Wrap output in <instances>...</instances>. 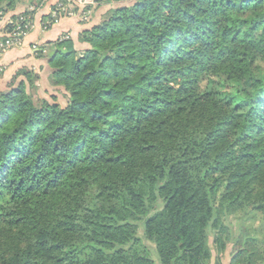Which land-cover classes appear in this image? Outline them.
<instances>
[{"label": "trees", "instance_id": "trees-1", "mask_svg": "<svg viewBox=\"0 0 264 264\" xmlns=\"http://www.w3.org/2000/svg\"><path fill=\"white\" fill-rule=\"evenodd\" d=\"M79 40L37 51L64 105L29 67L0 92V264H213L211 236L264 264V0H136Z\"/></svg>", "mask_w": 264, "mask_h": 264}, {"label": "rangeland", "instance_id": "rangeland-1", "mask_svg": "<svg viewBox=\"0 0 264 264\" xmlns=\"http://www.w3.org/2000/svg\"><path fill=\"white\" fill-rule=\"evenodd\" d=\"M23 1L26 5V8L36 9L40 7L41 10L44 9L47 3L49 2V6H48L49 8L47 9L46 12H41L43 14L41 15L38 21H34L33 14L29 16L31 18V20L29 19L31 26H30V29L27 31V34L23 38V43H24L25 37L33 29V22L40 23L42 30L47 31L52 26L59 24L61 20L69 18L79 28L78 30L79 32L77 31V34L73 36L71 33L72 30L71 31L69 30V32H63L58 39L59 40L72 39L73 37L76 40L77 42L76 44L78 45V47L83 50L84 47L87 46V44L80 42L79 35L85 28L92 27L93 25L101 21L105 16L109 15L114 8L121 6V5H131L136 0H108L106 2H93L92 4L91 3L87 4L85 2H82L81 0H72L70 3L66 4L65 6L62 5V3L64 2L62 0H44L39 5L36 3L37 2L36 0H23ZM45 2L46 4H44ZM21 6L22 5L19 4L17 5V7L11 8L10 10L19 9L20 11H22ZM2 12L4 11H0V15L2 14ZM14 21L16 20H13L10 18L7 20L6 25ZM10 33L11 31H8L5 29V32H3V34L0 35V41H3L4 37L8 36ZM23 43L19 46H22ZM51 46L53 50L57 48L54 44H52ZM14 47H18V46H13L9 48L8 50ZM34 47L36 48L38 46L35 45ZM5 52H4V48L0 49V54H3ZM23 67H29L40 74V79L38 80V84L40 86V89H39L40 95L42 94L45 96L46 95L50 96L51 93L57 94V92L60 91L59 92L60 96L58 94L56 96H58V98L61 97L59 101L61 102V104L64 105V97H63L64 90H62L60 87L55 88L53 85L51 86L49 84L51 83L50 76H49L50 69H49V66L46 64V60L44 58H40V60H38L35 64L23 66ZM19 69H17L12 74V77L7 83V86L9 85L10 82H12V79L14 78V76L16 75V72ZM210 242L213 248V254H214L213 257H215V259H213L212 261L214 262L213 264H215L216 257L217 255L219 256V253L217 252L216 246L214 245L212 236L210 238ZM144 243L147 245L148 249L151 251L152 257L155 260L156 264H160L158 253L155 249L154 243L148 240H144ZM234 248H235V245H233L232 242H229L226 247V250L222 254V262L220 261L221 263L229 264V259H230L231 253L234 251Z\"/></svg>", "mask_w": 264, "mask_h": 264}, {"label": "crops", "instance_id": "crops-1", "mask_svg": "<svg viewBox=\"0 0 264 264\" xmlns=\"http://www.w3.org/2000/svg\"><path fill=\"white\" fill-rule=\"evenodd\" d=\"M44 4H46V2ZM20 5H22V10L26 7L24 1L21 2ZM48 6L49 2L42 10L40 7L36 9H27L33 11L32 14L34 16V21H38L43 14L41 12H46L49 8ZM19 12H21L19 9L5 10L2 12L0 15V35L5 32L7 20L10 18L13 19L14 15ZM69 30H72L71 33L73 36H75L79 30V28L69 18L61 20L59 24L52 26L47 31L42 30L40 23L33 22V29L25 37L22 46L14 47L3 54H0V92L7 88V83L17 69L23 66L35 64L38 60H40L37 55L39 48H45V50L50 49L52 44L50 45L49 43L57 41L63 32H69ZM72 39L76 42L73 37ZM35 45L38 47L35 48ZM52 50L53 48L49 51Z\"/></svg>", "mask_w": 264, "mask_h": 264}, {"label": "built area", "instance_id": "built-area-1", "mask_svg": "<svg viewBox=\"0 0 264 264\" xmlns=\"http://www.w3.org/2000/svg\"><path fill=\"white\" fill-rule=\"evenodd\" d=\"M63 6L70 3L72 0H62ZM29 17L20 15L19 18L14 21L10 22L13 25L11 33L4 37L3 41H0V49L4 48V52L13 46H19L23 43V38L27 34V31L30 29V22ZM31 20V19H30ZM64 40V39H63Z\"/></svg>", "mask_w": 264, "mask_h": 264}, {"label": "water", "instance_id": "water-1", "mask_svg": "<svg viewBox=\"0 0 264 264\" xmlns=\"http://www.w3.org/2000/svg\"><path fill=\"white\" fill-rule=\"evenodd\" d=\"M58 51H64V52H66L67 49H65L64 47H57L56 49L50 51V55L53 56V55H55Z\"/></svg>", "mask_w": 264, "mask_h": 264}]
</instances>
